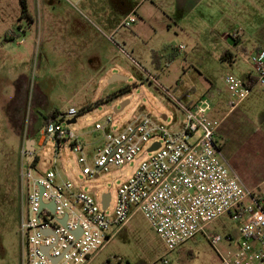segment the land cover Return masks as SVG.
Wrapping results in <instances>:
<instances>
[{
	"label": "rangeland",
	"instance_id": "rangeland-1",
	"mask_svg": "<svg viewBox=\"0 0 264 264\" xmlns=\"http://www.w3.org/2000/svg\"><path fill=\"white\" fill-rule=\"evenodd\" d=\"M129 13L137 21L128 27L121 25ZM219 16L220 0H24V4L0 0V264H20L19 150L30 129H35L32 136L39 171L52 169L55 161L56 169L76 186L87 191L95 188L92 195L97 201L102 193H109L113 205L117 187L150 154L144 149L129 164L110 167L109 174L101 172L89 179L81 174L78 155L68 140L57 144L48 139L38 145L40 122L70 106L80 111L69 128L80 136L91 167L98 140L93 124H103L108 115L112 123L106 131L111 136L118 133L116 127L122 129L138 115H150L177 131L183 114L175 100L189 104L210 88L205 72L214 88L223 89L229 71L221 68H249L250 56L255 54L252 40L258 34L251 30L261 27L264 33V0H259L251 36L244 35L242 40L248 45L247 52L231 42L228 47L235 59H221L224 43L220 34L227 30H220ZM152 51L157 54L156 62ZM114 74L123 78L110 81ZM251 91L250 95L262 93L264 87L256 84ZM126 101L115 113L114 107ZM253 106L264 110L259 103L246 105ZM260 116L244 117L254 132L236 141L239 144L230 142L225 157L247 186L264 191V124H260ZM239 118V110L234 111L230 116L233 123L228 124L237 126ZM70 119L65 118L64 124ZM209 227L221 237L219 248L224 250V237L235 233V223L224 216ZM164 257L165 264H219L201 234L167 253L140 212L132 214L90 264H164Z\"/></svg>",
	"mask_w": 264,
	"mask_h": 264
},
{
	"label": "built area",
	"instance_id": "built-area-1",
	"mask_svg": "<svg viewBox=\"0 0 264 264\" xmlns=\"http://www.w3.org/2000/svg\"><path fill=\"white\" fill-rule=\"evenodd\" d=\"M136 20L130 13L121 25L128 27ZM250 61L255 84L264 87V55L256 51ZM223 81L232 107L252 88L230 73ZM175 103L183 114L177 131L150 115L135 116L122 129L116 127L114 136L106 131L111 116L103 124L95 122L92 131L98 140L92 167L86 163L80 136L69 128L72 123L63 122L80 113L76 108L58 112L38 130L40 146L48 139L57 144L68 140L78 155L81 174L89 179L101 172L109 174L110 167L129 164L144 149L150 154L117 187L113 205L110 196L106 208L93 197L95 188L87 191L76 186L56 169L55 161L52 169L39 171L34 147L21 146L20 264H90L135 212L145 217L167 253L201 234L219 264H264V191L247 188L228 166L215 141L217 124L208 117L211 104L206 96L193 104ZM154 144L157 147L149 150ZM224 216L235 223L236 231L225 235L226 248L222 250L221 237L209 226ZM162 262H168L166 257Z\"/></svg>",
	"mask_w": 264,
	"mask_h": 264
},
{
	"label": "crops",
	"instance_id": "crops-1",
	"mask_svg": "<svg viewBox=\"0 0 264 264\" xmlns=\"http://www.w3.org/2000/svg\"><path fill=\"white\" fill-rule=\"evenodd\" d=\"M258 2L259 0H220V16L218 18L217 24L220 26V30H225V28L227 30V32H223L220 34V40L224 43L221 53L224 50H228L231 52L228 46H231L232 44L240 45L242 50L247 52L248 45L246 44L245 41L242 42V40L244 35L251 36L249 32L254 26L253 27L250 26L253 24L252 20L254 21L256 19L254 18V10L256 11V4ZM225 4L227 5L225 6ZM117 26L118 25H116L115 28ZM260 28L261 27H257V28L255 27L253 30H251V31H256L258 33L254 36L252 41L255 44V49H254L255 52L258 50L261 52L262 55H264V33L260 32L261 31ZM234 34L235 36L232 37V35ZM234 59L235 57L233 58V60ZM245 63L248 62H246L245 60ZM227 67L228 68H221V70L229 71L230 74H233L245 81L247 80L248 76H253V77L255 76V71L251 64H249V68H240L242 66L238 68L236 66V68H234L233 65H229ZM205 76L206 79L209 81L208 87L210 88L206 89L204 93H202L195 100H192L189 104L195 103L200 97L204 95L209 99L211 108L208 111V117L211 121L217 124L214 134L215 141L219 144L221 153L225 158L228 166L231 168L233 172L237 174L240 181L247 188L261 191L259 189V186H247L248 183L246 182V180H242L243 178L240 177L237 167L234 164L228 163L225 154H226V148L230 145V142L237 144L238 142L236 141H239L241 138L247 139L249 138V136H251V133L254 132V128H252V124H250L246 119H244V117L249 115L256 116L257 114L258 116H260L262 113H264V110L261 111V109H258L255 106H253L252 108H247L246 105L250 103H255V104L259 103L260 106L264 105V92L254 93L252 95L249 94L236 106L232 107L229 105L230 97L227 88L224 84V81H223V85H224L223 89L214 88V84H213L214 81L210 79L209 73L205 72ZM255 88H256V84L254 83L251 88L252 90L251 93L255 90ZM242 104L244 106H242ZM239 107H241V109H239ZM237 110H239V114L241 117L238 119L239 120L238 125L235 126L233 124H228V121H231L230 120L231 114ZM56 112L60 113V111L57 110ZM258 120H260L261 125L264 124V115L258 117ZM38 122L39 120L35 121L34 124L37 123L35 125V128L38 125ZM45 122L46 119L40 122V126H42ZM231 123L233 122L231 121ZM254 126L256 125L254 124ZM34 130L35 129L33 128L30 129L29 138L27 139V141H25L28 147L32 146L31 148L35 147V144L32 145V142L34 140V137L32 136L34 134Z\"/></svg>",
	"mask_w": 264,
	"mask_h": 264
},
{
	"label": "water",
	"instance_id": "water-1",
	"mask_svg": "<svg viewBox=\"0 0 264 264\" xmlns=\"http://www.w3.org/2000/svg\"><path fill=\"white\" fill-rule=\"evenodd\" d=\"M120 78H123L122 76H119L117 74H114L112 76V78L110 79V81H113L115 79H120ZM127 104V101L124 102V103H121L119 105V108H114V112L117 113V112H120L123 108H124V105ZM165 118V116L163 117ZM67 123H75V119L72 118L70 120L67 121ZM32 145H33V142H32ZM158 144H154L149 150H152V149H155L157 147ZM32 147V146H31ZM93 191V189H92ZM109 200H110V194L109 193H102L101 194V197H100V201H101V205H102V208H106L108 203H109Z\"/></svg>",
	"mask_w": 264,
	"mask_h": 264
},
{
	"label": "trees",
	"instance_id": "trees-1",
	"mask_svg": "<svg viewBox=\"0 0 264 264\" xmlns=\"http://www.w3.org/2000/svg\"><path fill=\"white\" fill-rule=\"evenodd\" d=\"M21 2L24 4V0H21ZM258 51V50H257ZM152 58H153V62L155 61L156 62V59H157V54L155 51H152ZM220 58L221 59H225V60H228V61H232L233 58H234V55L232 52L228 51V50H224L221 55H220ZM246 83L249 85V86H252L254 83H255V77L253 76H248L247 77V80H246ZM108 98H111V96H108ZM81 112H84V110H82ZM58 112H54L50 118H52L53 116H55V114H57ZM49 121V117L46 118V122Z\"/></svg>",
	"mask_w": 264,
	"mask_h": 264
}]
</instances>
